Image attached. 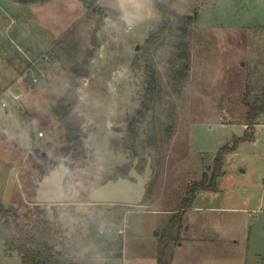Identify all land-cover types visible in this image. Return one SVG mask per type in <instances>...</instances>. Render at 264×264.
Here are the masks:
<instances>
[{
	"label": "rangeland",
	"instance_id": "obj_1",
	"mask_svg": "<svg viewBox=\"0 0 264 264\" xmlns=\"http://www.w3.org/2000/svg\"><path fill=\"white\" fill-rule=\"evenodd\" d=\"M169 1L175 12L194 19L187 27L189 78L181 97L174 96V69L182 62L176 36L169 35L155 50L156 98L136 143L145 161L153 160L146 196L127 208L123 251L119 245L104 255L87 250L77 263L157 264L160 239L182 209L187 186L205 173L211 176L215 158L230 147L218 190L197 196L181 228L175 227L168 264H264V115L255 140L244 139L246 102L258 104L264 87V0ZM100 7L108 14L97 48L92 43L97 13L74 25L63 22L55 38L44 39L28 23L20 25L22 32L10 27L0 10V100L7 105L0 104V198L21 217L39 204L36 189L45 171L32 153L33 138L53 163L71 153L68 132L53 107L80 69L85 73L71 112L81 122L80 154L72 158L64 201L49 215L62 237L72 241L94 225L97 208L89 202L90 193L133 168L134 158L121 143L146 88L134 80L133 71H143L137 65L141 49L162 18L151 0H106ZM24 13L28 16L27 9ZM174 26L184 27L181 22ZM28 33L31 37L23 40ZM13 39L25 49L33 47L31 60ZM146 165L140 162V174ZM0 264H23L19 255L6 254L1 236Z\"/></svg>",
	"mask_w": 264,
	"mask_h": 264
},
{
	"label": "trees",
	"instance_id": "obj_2",
	"mask_svg": "<svg viewBox=\"0 0 264 264\" xmlns=\"http://www.w3.org/2000/svg\"><path fill=\"white\" fill-rule=\"evenodd\" d=\"M82 1L98 14V20L92 35V43L97 48L96 37L99 30L104 26L106 17L103 10L98 6L97 0ZM151 1L159 10L162 18L158 28L150 33L141 49L140 63L137 61V65L138 69L143 71L141 74H139V71H133L134 80L137 82L142 80L146 88H144V100L136 112L132 129L124 136L121 143V149L130 150L133 152L134 157L146 164L143 152L137 148L136 143L142 129L145 128L146 120L156 98L158 68L155 50L169 35L176 36V53L182 63L174 69L172 94L180 98L191 69L190 41L187 27L194 20L190 15L185 16L175 12L169 0ZM177 22H181L184 27L176 28L174 25ZM93 51L87 53V64L93 56ZM80 71L70 80V86L65 96L53 107L58 121L68 132V149L70 152L74 151V156L80 154L79 149L81 148V122L71 114L77 100L78 79L85 76L81 69ZM246 105L249 109L246 116L247 131L244 139L253 142L256 127L259 125L258 121L264 115V87L262 88L261 101L254 104V106L249 102H246ZM232 150L233 148L230 147L223 148L215 158V167L211 176L205 173L200 181H193L187 186L182 201V209L174 214L160 239L157 264H168V246L171 242L176 241V238L173 237L174 229L177 225L181 228L180 224L183 222L187 211L193 207L197 194L218 190V180L225 174L223 171L224 156ZM32 153L45 166L43 175L52 170V165H57V163L50 160L49 155L44 152L42 146L34 138ZM122 175L128 176L127 174ZM86 199L87 197H84V201ZM57 206L37 204L34 210L21 217L14 208L4 205L0 198V224H2L0 225V236L4 240L6 254L9 256L19 255L23 264H78L77 258L87 250L93 255H104L116 245H119L123 251V223L128 212L127 208L130 206L112 205L103 208V204H95L97 212L94 215V225L90 228L89 234L85 236L79 232L73 241L62 237L61 230H56L49 218L51 212L58 208Z\"/></svg>",
	"mask_w": 264,
	"mask_h": 264
},
{
	"label": "water",
	"instance_id": "obj_3",
	"mask_svg": "<svg viewBox=\"0 0 264 264\" xmlns=\"http://www.w3.org/2000/svg\"><path fill=\"white\" fill-rule=\"evenodd\" d=\"M139 49V46L136 47ZM1 95V91H0ZM117 131L122 132L119 127ZM74 151L66 155L59 164L52 165V170L45 174L37 184L36 201L39 204L57 205L61 204L66 196L65 181L71 174V161ZM139 159L133 165L128 176L109 178L105 183L96 187L89 195L91 204H112L134 206L143 202L147 186L150 183L154 170L152 157L148 158L144 174L137 170Z\"/></svg>",
	"mask_w": 264,
	"mask_h": 264
},
{
	"label": "crops",
	"instance_id": "obj_4",
	"mask_svg": "<svg viewBox=\"0 0 264 264\" xmlns=\"http://www.w3.org/2000/svg\"><path fill=\"white\" fill-rule=\"evenodd\" d=\"M97 1L98 6L100 7L101 2L106 0ZM26 9L28 11V16H26L24 13V10ZM0 10L2 14L6 15V17L11 20L10 27H16L18 31H21L20 25L25 26L28 23L30 25V31L32 32L31 28L34 29L33 32L40 31V37L44 39L45 37H49L50 39L52 37L55 38V32L57 31L58 26L63 22L68 24L72 22L74 25L76 21L82 20L86 15H95L93 8L88 7L82 0H0ZM14 12H16V14H14ZM103 12L104 14H108L105 10H103ZM19 16H22L23 20H21ZM26 36L31 37V35L28 33L27 35L23 34L21 38L26 40ZM34 38H37V36L33 35L32 39ZM13 41L18 44L16 39H13ZM18 47L24 48L19 46V44ZM52 47L53 46H50L48 50H55V48ZM44 48H41V50ZM32 49L33 47H27V49H23V54L28 60L33 58L34 52H32ZM35 63L36 62H33L34 66ZM0 91L2 90L0 89ZM201 193L204 192H200L197 195L199 196ZM243 261L244 259L242 258V262Z\"/></svg>",
	"mask_w": 264,
	"mask_h": 264
},
{
	"label": "flooded vegetation",
	"instance_id": "obj_5",
	"mask_svg": "<svg viewBox=\"0 0 264 264\" xmlns=\"http://www.w3.org/2000/svg\"><path fill=\"white\" fill-rule=\"evenodd\" d=\"M133 122H134V119H133L132 122L129 124V126H128V128H127V131L125 132V135H127V134L131 131V129H132V123H133ZM123 131H124V129H123ZM125 151H126V150H125ZM127 152L130 153L131 156L134 158V163H135L137 157H134L133 152H131L130 150H127ZM139 163H140V160H139ZM139 163H138V165H139Z\"/></svg>",
	"mask_w": 264,
	"mask_h": 264
},
{
	"label": "built area",
	"instance_id": "obj_6",
	"mask_svg": "<svg viewBox=\"0 0 264 264\" xmlns=\"http://www.w3.org/2000/svg\"><path fill=\"white\" fill-rule=\"evenodd\" d=\"M35 82H38V79H35ZM20 97H21V94L16 96L17 99H19ZM0 104L4 108L7 107L6 103H1V100H0ZM40 135L43 136V133H40Z\"/></svg>",
	"mask_w": 264,
	"mask_h": 264
}]
</instances>
